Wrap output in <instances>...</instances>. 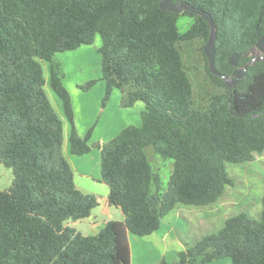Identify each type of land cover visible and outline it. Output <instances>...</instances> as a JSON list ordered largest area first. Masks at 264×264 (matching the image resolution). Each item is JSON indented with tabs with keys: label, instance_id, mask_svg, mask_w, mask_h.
<instances>
[{
	"label": "trees",
	"instance_id": "obj_1",
	"mask_svg": "<svg viewBox=\"0 0 264 264\" xmlns=\"http://www.w3.org/2000/svg\"><path fill=\"white\" fill-rule=\"evenodd\" d=\"M160 0H0V163L13 182L0 191V264H131L128 235L148 236L179 205L209 207L232 179L227 164L252 162L264 153V56L233 87L208 76L225 93L207 108L195 107L180 44L209 38L208 22L187 11L159 8ZM207 12L216 26L214 66L230 76L233 54L244 53L264 34V0H173ZM181 16L194 22L183 33ZM101 39L102 106L113 90L120 107L141 102V125H129L100 147L101 181L108 203L123 220H110L85 236L66 224L87 219L98 206L81 193L63 154V128L44 86L49 84L71 125L72 156L91 151L90 129L78 136L70 95L62 83L58 53ZM93 80L87 86L93 84ZM87 89V88H86ZM151 148L172 160L167 188L147 157ZM264 264V196L258 218L246 212L177 253L173 264ZM160 264H167L161 260Z\"/></svg>",
	"mask_w": 264,
	"mask_h": 264
},
{
	"label": "rangeland",
	"instance_id": "obj_2",
	"mask_svg": "<svg viewBox=\"0 0 264 264\" xmlns=\"http://www.w3.org/2000/svg\"><path fill=\"white\" fill-rule=\"evenodd\" d=\"M193 22V17L181 16L177 22L179 32H185ZM204 45L203 41L196 40L189 43L183 42L179 46L186 71L192 84L195 107L200 110L207 108L214 97L225 93V89L217 85L207 74L202 53ZM100 46L101 39L97 35L92 45L81 46L76 50L58 53L55 56V59L61 65L62 83L68 93L71 92L74 101H76V96L80 93L92 90L87 98H92L93 100H90V102H95L94 98L99 94L100 87L103 85L105 87L103 80H101V58L98 53V48ZM42 70L46 81L44 90L47 97L51 104L52 102L54 103L52 97L60 102L49 84V64L47 62L42 63ZM92 80L94 81L93 84L87 86V83ZM112 93L118 92L113 90ZM112 98L113 95L111 94V100ZM112 101L114 102V99ZM107 104L108 103H106V105ZM60 115V118L66 120L63 113ZM134 115L137 116L136 112ZM100 116L101 113L99 109L94 123L90 125L88 130L84 133V137L90 129H92L91 138L95 132H97V134L99 133L101 126L96 127V124ZM76 124L79 126L78 128L80 130L83 128L81 122ZM67 126L68 128L70 127L66 120L65 127ZM66 145L67 144H65V147ZM93 147L96 153L97 147ZM146 152L153 171L160 177L161 190L164 191L167 188L169 177L172 172V160L162 159L155 154L151 148H147ZM70 156L74 161L79 159V157ZM91 164H93V162ZM226 171L232 179V184L226 187L224 195L215 204L209 207L179 205L171 212L170 215L173 214L175 217H179L180 222L187 226V235H183L182 238L184 241V248L186 245H192L206 234L217 232L223 226L224 221L231 215L239 212H246L250 216L258 218L261 210V199L264 196V153L256 156L255 160L252 162L227 164ZM74 181L78 190L83 194L93 195L94 192L101 194L103 190L100 187H96L88 180L80 178L78 175H75ZM12 182V170L0 163V191L9 190L12 186ZM91 214L98 224L102 223L104 220L102 206H97L92 209ZM113 218L119 219L120 216L117 214ZM88 223L89 221L87 220L79 222L75 225V228L86 235L87 232H85L84 229ZM66 224L73 227L72 220L67 221ZM229 263H231V261H229Z\"/></svg>",
	"mask_w": 264,
	"mask_h": 264
},
{
	"label": "crops",
	"instance_id": "obj_3",
	"mask_svg": "<svg viewBox=\"0 0 264 264\" xmlns=\"http://www.w3.org/2000/svg\"><path fill=\"white\" fill-rule=\"evenodd\" d=\"M91 91L92 90H87L86 92L80 93L76 96V101H74L71 92L69 93L73 111V120L75 123L74 126L79 137H84V133L88 130L90 125L94 123V119L99 109L101 113V116L98 118L96 124V127L101 126V130L98 134L97 132H95V134L89 140L91 151L88 154L80 156L76 161H74V159H72V157L70 156L71 154L68 145L71 125L67 121L70 127H65L67 119L65 120L64 118H60V114H64L61 102L56 101L54 97H52L54 101V103L52 102L53 108L62 121L64 143L63 154L72 168L74 178L75 175H78L80 178L88 180L96 187H100L103 189L101 194H99L98 192H94L93 194V196L96 197L98 201V207L102 206V214L104 217L102 223L98 224L97 221L94 220L92 214H90L87 219L73 221V228L81 234H83L82 231L76 229L75 225L79 222H84L85 220L89 221L88 225L84 229V231L87 232L85 236H92L97 234L99 230H101V228H103V226L110 220H123V214L120 209L111 206L108 203L109 190L108 187L101 181L100 147L105 144V142L112 140L121 130H123L128 125L140 126V115L141 112L145 110V106L141 102L135 103L131 108H121V93L118 90H114L118 93H112V100L114 99V102L110 97L108 104L103 107L102 98L105 91L104 85L100 87L99 94L95 96V102H90V100L93 99L87 98ZM135 112L138 118L134 115ZM78 122H81L83 124V128L81 130L76 124ZM65 144H67L66 147ZM93 146L97 147L96 153L94 152L95 148ZM92 162L93 164H91ZM117 214L120 216V218L114 219L113 217H115V215ZM170 214L171 213H169L165 218L162 219L158 230H156L154 233L144 237H138L132 234L128 235L131 264H160V261L162 259L165 260L167 264L174 263L177 253L184 249V241L182 238L183 235H187V226L186 224L180 222L179 217H175V215ZM229 261V258H224L208 264H231L229 263Z\"/></svg>",
	"mask_w": 264,
	"mask_h": 264
},
{
	"label": "water",
	"instance_id": "obj_4",
	"mask_svg": "<svg viewBox=\"0 0 264 264\" xmlns=\"http://www.w3.org/2000/svg\"><path fill=\"white\" fill-rule=\"evenodd\" d=\"M159 8L161 10L172 12V13H179L181 11H187L195 15H199L203 19H205L210 27L209 32V38L207 42L205 43L203 47V53L207 59L208 63V69L210 73L221 80H223L228 87H233L240 83L242 79L244 78L246 71L248 67L253 64L254 62H257L259 60L263 59L264 56V34L261 36V38L257 41L255 46L244 53L243 57L251 56L252 58L246 62L242 67H238L239 60L241 59L240 54H233L230 57L229 63L232 67H234V71L230 76L222 75L215 69L214 66V55H215V49L214 44L216 40V26L211 18V16L205 12L200 10L197 7L192 6L189 3L186 2H173V0H160L159 2Z\"/></svg>",
	"mask_w": 264,
	"mask_h": 264
},
{
	"label": "flooded vegetation",
	"instance_id": "obj_5",
	"mask_svg": "<svg viewBox=\"0 0 264 264\" xmlns=\"http://www.w3.org/2000/svg\"><path fill=\"white\" fill-rule=\"evenodd\" d=\"M244 65V64H243ZM243 65H241V66H238V67H242Z\"/></svg>",
	"mask_w": 264,
	"mask_h": 264
}]
</instances>
